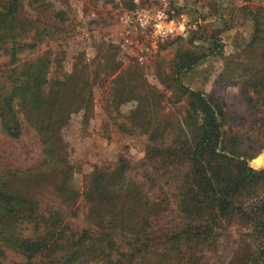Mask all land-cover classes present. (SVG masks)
Returning <instances> with one entry per match:
<instances>
[{
	"label": "rangeland",
	"instance_id": "374dc122",
	"mask_svg": "<svg viewBox=\"0 0 264 264\" xmlns=\"http://www.w3.org/2000/svg\"><path fill=\"white\" fill-rule=\"evenodd\" d=\"M14 1L0 14V102L12 96L20 124L12 137L0 118V264H63L85 233L96 251L72 264H264V165L250 166L264 153V0ZM185 54L203 57L178 73ZM185 88L221 106L224 174L260 175L208 229L179 206L188 161L171 162L203 121ZM40 233L49 244L25 252Z\"/></svg>",
	"mask_w": 264,
	"mask_h": 264
},
{
	"label": "trees",
	"instance_id": "16d2710c",
	"mask_svg": "<svg viewBox=\"0 0 264 264\" xmlns=\"http://www.w3.org/2000/svg\"><path fill=\"white\" fill-rule=\"evenodd\" d=\"M3 4L4 6L0 10V14L8 17L14 15L17 12L16 1L3 0ZM8 37L0 36V41L7 40ZM16 37L17 34L10 36V38L13 39ZM12 54H14V49ZM188 56L189 54L182 56L180 62L176 64V72L180 73L190 69L203 57H197L190 65L185 67L183 60ZM191 57L193 56L191 55ZM185 90L190 96L188 100L190 108H192L193 112L201 114L203 121L201 124L200 133L197 136V141L194 142V146L183 156H175L171 162L174 163V161L178 162L184 160L188 161L189 171L185 173L184 177L191 176L192 180H194L192 182L194 183V186H192V189L183 194L182 199L179 202V206L182 208L181 211L185 212L189 216L190 221H197L196 224L203 225V228L208 229L211 223H218L219 220L223 218V216L229 213L231 206L230 203L232 202L233 198H235L237 195H240L241 193H245L249 186L257 183L259 181L258 176L260 175H258V173L252 168H245L244 172L240 171L241 173L235 177L224 174L223 171L226 169V165L231 162L232 159L222 151H217L218 148H221V122L223 119V113L220 108L221 106L220 104L207 99L200 92L191 91L188 88H185ZM11 98L12 96L10 95L2 98V101L0 102V118L4 126V130L10 136L16 137L19 135L20 124L17 121L13 111ZM247 171L252 173H248ZM117 174L118 176H122L120 171ZM102 180L103 174H98L94 181L96 186L92 184L90 188V191L92 192L90 195H93L94 198L97 194H102L99 187ZM7 198L8 197L5 196L1 191L0 204H6L5 202L8 201ZM97 199L99 200V197H97ZM238 210L239 209L237 208V211ZM28 216L32 217V215H26V217ZM38 220V218L33 220V222L36 223V230L41 229L39 226L40 222H38ZM191 223L187 226H192ZM0 232L2 233L3 231L0 230ZM111 233L112 232L107 233L101 230L100 234H98L99 245L102 246V242L104 239H106V237L111 239L113 234ZM260 233L261 232L257 233L258 236L264 239L263 233L262 235ZM87 237L88 235L86 233L85 236L80 237L78 240L79 244L72 250L65 244L63 245V248L69 249L67 250L68 256L64 259L63 264H72V262L84 257L92 251L95 253L96 250L92 247L93 244L88 246L86 242ZM45 238L46 237L44 233H40L37 239H34L33 237L26 238V241L23 244V250L25 252H30V250L32 248L34 249L36 245L49 244L48 241L50 239L45 240ZM199 238L200 237L197 236L198 241H200ZM3 239L4 238L2 234H0V257L4 253L2 247L5 246V244H8L5 239L3 242ZM41 241L43 242L40 243ZM66 244L68 245V243ZM100 251L104 252V250H99V252ZM106 264H120V261H117L110 255V257H106Z\"/></svg>",
	"mask_w": 264,
	"mask_h": 264
},
{
	"label": "clouds",
	"instance_id": "9594fccd",
	"mask_svg": "<svg viewBox=\"0 0 264 264\" xmlns=\"http://www.w3.org/2000/svg\"><path fill=\"white\" fill-rule=\"evenodd\" d=\"M262 165H264V153L259 154L256 158L250 161V166L256 169H258Z\"/></svg>",
	"mask_w": 264,
	"mask_h": 264
},
{
	"label": "built area",
	"instance_id": "2783aa9c",
	"mask_svg": "<svg viewBox=\"0 0 264 264\" xmlns=\"http://www.w3.org/2000/svg\"><path fill=\"white\" fill-rule=\"evenodd\" d=\"M136 15H137V20L139 21V24L141 26H144L145 25V19L143 18V16H141L140 14H136ZM146 22H147V20H146ZM154 25L157 26V27H160V25H158V24H154Z\"/></svg>",
	"mask_w": 264,
	"mask_h": 264
}]
</instances>
